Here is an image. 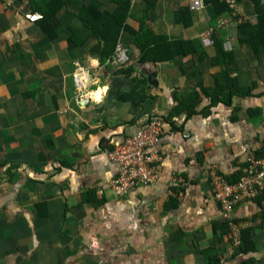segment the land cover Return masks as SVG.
<instances>
[{
    "label": "crops",
    "instance_id": "1",
    "mask_svg": "<svg viewBox=\"0 0 264 264\" xmlns=\"http://www.w3.org/2000/svg\"><path fill=\"white\" fill-rule=\"evenodd\" d=\"M46 1L0 0V264H264V195L234 207L254 246L234 255L209 179L264 146V0H132L130 27L191 42L163 63L128 30L104 58L82 14L112 0ZM223 79L238 92L201 111L200 86ZM193 90L196 113L174 112ZM148 116L163 121L155 181L118 196L109 153Z\"/></svg>",
    "mask_w": 264,
    "mask_h": 264
},
{
    "label": "built area",
    "instance_id": "2",
    "mask_svg": "<svg viewBox=\"0 0 264 264\" xmlns=\"http://www.w3.org/2000/svg\"><path fill=\"white\" fill-rule=\"evenodd\" d=\"M227 1L233 3L231 0ZM5 2L7 6L12 5V0ZM201 6L202 0L190 2L192 10ZM162 124L159 117L148 116L137 132L126 136L110 151L109 158L117 167V174L110 185L118 196L128 194L138 185H150L155 181V162L158 159L156 148L161 141ZM237 174L236 180L232 182L216 173L210 178L212 198L220 205L221 214L227 221V233L229 232L231 244L235 248L240 245L242 226L233 221L231 214L239 202L264 195V158L249 159Z\"/></svg>",
    "mask_w": 264,
    "mask_h": 264
},
{
    "label": "trees",
    "instance_id": "3",
    "mask_svg": "<svg viewBox=\"0 0 264 264\" xmlns=\"http://www.w3.org/2000/svg\"><path fill=\"white\" fill-rule=\"evenodd\" d=\"M70 1V0H66ZM149 1V0H146ZM115 5V10H104L102 11L98 5H91L86 7L83 11L82 18L91 29L93 36L97 35V37L104 42V47H102L101 54L105 57H109L113 55L116 51V47L119 42L120 34L123 30H128L129 32L136 35L137 44L141 49V61L142 62H155V63H163L169 62L173 60L177 55H188L190 53V49L188 44L191 42L188 40H180V41H168L165 36L161 34L153 33L145 24H141L140 29H133L128 25V19L131 17V8H132V0H112ZM206 2H209L207 0ZM212 4L216 3V0H210ZM222 3V2H221ZM221 3H218L220 6ZM54 4V0L50 3L46 1L45 6L48 9L50 5ZM55 12L51 13H42V20L53 21L52 18L55 16ZM86 17H89V21ZM87 20V21H86ZM259 28V27H258ZM217 52L220 53L224 62H226L228 53L224 52L217 46ZM134 67H130L127 70V73H133ZM226 79V78H225ZM148 83L145 79L143 84ZM214 87L212 89H204L201 88L202 94L205 98H209V104L206 106L207 108L202 109L201 111H209V108L213 105H216L219 102H223L228 104L233 95L238 92L235 88L229 84L221 80L220 82L215 81ZM134 94H130L128 98H132ZM147 96L144 95L143 99ZM177 97V95H176ZM133 99V98H132ZM200 101V92L193 90L188 95L177 99V106L174 109V112L185 111L189 114L196 113L194 110V106L197 105ZM167 118V117H166ZM169 119V118H168ZM259 158H264V146L257 152ZM258 158V159H259ZM238 174H233L229 178H226L228 181H235ZM262 198L259 196L257 199ZM225 225V224H224ZM226 232L227 227L225 225ZM250 229L243 228L240 231V245L238 252L235 251L234 255L242 253H248V251H253L254 246L252 240L250 239Z\"/></svg>",
    "mask_w": 264,
    "mask_h": 264
},
{
    "label": "rangeland",
    "instance_id": "4",
    "mask_svg": "<svg viewBox=\"0 0 264 264\" xmlns=\"http://www.w3.org/2000/svg\"><path fill=\"white\" fill-rule=\"evenodd\" d=\"M116 60V62H115V64L116 63H118V59H115ZM111 63L113 64V61H111ZM116 146H118V145H116ZM114 149V148H113ZM112 149V150H113ZM213 173L215 174V172L211 169L210 170V172H209V179L211 178V176H213ZM212 180V179H211ZM212 182V181H211ZM146 186H148V185H146ZM211 192H212V188H211ZM123 197V196H122ZM248 200H252V199H248ZM222 215V214H221ZM223 217V216H222ZM224 219V218H223ZM227 230H228V228H227ZM229 233V232H228Z\"/></svg>",
    "mask_w": 264,
    "mask_h": 264
},
{
    "label": "water",
    "instance_id": "5",
    "mask_svg": "<svg viewBox=\"0 0 264 264\" xmlns=\"http://www.w3.org/2000/svg\"><path fill=\"white\" fill-rule=\"evenodd\" d=\"M148 80H149L150 83H156V81H155V79H154L153 76H150V77L148 78Z\"/></svg>",
    "mask_w": 264,
    "mask_h": 264
}]
</instances>
